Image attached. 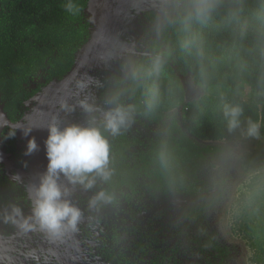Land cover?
I'll list each match as a JSON object with an SVG mask.
<instances>
[{
  "label": "trees",
  "instance_id": "1",
  "mask_svg": "<svg viewBox=\"0 0 264 264\" xmlns=\"http://www.w3.org/2000/svg\"><path fill=\"white\" fill-rule=\"evenodd\" d=\"M89 1L0 0V96L13 123L24 116L26 101L73 70L94 29ZM68 3L74 5L71 12ZM172 64L195 84L230 89L193 101L184 128L163 109L172 107L173 88L183 97ZM114 81L115 107L139 128L124 125L113 134L104 123L90 125L108 143L106 176L92 172L85 180L92 182L98 206L112 210V243L102 256L111 264H227L230 252L203 224L212 204L191 207L177 219L174 244L160 238L161 216L151 213L161 197L201 198L198 166L212 147L199 141L264 134V0H158V8L145 12L135 52L120 62ZM244 82L253 91L248 100L241 96ZM245 161L258 169L264 152ZM9 182L0 176V220L12 231L7 207L21 189ZM255 185H250L254 206L239 226L252 262L264 264V185ZM124 235L131 240L127 248L119 247Z\"/></svg>",
  "mask_w": 264,
  "mask_h": 264
},
{
  "label": "rangeland",
  "instance_id": "2",
  "mask_svg": "<svg viewBox=\"0 0 264 264\" xmlns=\"http://www.w3.org/2000/svg\"><path fill=\"white\" fill-rule=\"evenodd\" d=\"M131 1L129 0L127 4L112 5V15L115 17L117 14L120 15L115 23L112 20L108 34L95 52V62L91 68L78 77L67 93L46 99L35 118L25 122L21 127L25 131L33 130L29 137L23 136L20 131L26 148L31 137H35L39 145L38 150L29 155L33 170L31 185L34 201L36 189L47 172L45 140L48 135L47 125L53 115L57 117L61 127L72 124L88 127L92 123L105 124V113L116 109L111 92L118 66L127 55L135 52L136 37L145 12L158 8V0H133V4ZM204 1L200 0V4ZM189 32L194 33V26L190 27ZM172 65L181 81L183 97L178 98V93L173 88L170 95L172 107L171 104H166L163 109L166 110V116L175 117L177 123L184 128L186 114L193 101L205 96H220L230 89L225 86L207 88L203 84H195L190 75H184L174 64ZM77 81H82L86 86L83 89L79 88ZM65 84L54 83L49 90L63 89ZM40 96L29 105L37 104ZM241 96L245 100L253 96V91L246 82L243 83ZM61 101L66 102L70 110L62 109ZM81 101H85L93 110L90 112L85 110ZM35 106H32L31 113ZM124 125L139 128L126 117L120 126ZM199 143L212 147L206 154L205 161L198 166V178L204 188L203 194L196 200L183 195L160 198L154 207L156 213L161 214L158 222L160 238L168 244H174L176 242L174 225L177 219L191 207L204 203L212 204L206 212L203 224L209 234L230 252L227 264H254L253 251L246 236L241 233L239 225L244 218L245 210L254 206L255 200L251 197L250 185L256 184V188L264 185V162L255 169L248 167L245 161L247 156L256 151L264 152V134L245 135L232 142L199 141ZM56 179L61 191L67 190V195L63 199L69 200L81 211L76 231H68L59 237L50 236L40 228L31 211L29 215L21 217L19 223L21 225L28 220L33 227L25 230L19 225L18 241L6 239L0 229V264H104L89 253V245L99 243L101 236L105 235L103 229L108 221L107 215L95 207L92 195L84 185L72 183L62 173ZM149 214L145 213L143 216L147 219ZM129 241L128 239L124 242L125 247L129 245Z\"/></svg>",
  "mask_w": 264,
  "mask_h": 264
},
{
  "label": "clouds",
  "instance_id": "3",
  "mask_svg": "<svg viewBox=\"0 0 264 264\" xmlns=\"http://www.w3.org/2000/svg\"><path fill=\"white\" fill-rule=\"evenodd\" d=\"M73 8L72 3L66 5V10L69 12ZM77 86L83 89L86 85L82 81H77ZM81 105L89 112L93 110L85 101H81ZM60 107L70 110L64 101H61ZM236 114L237 112L233 110L232 115ZM104 120L105 127L116 134L120 125L124 123L125 113L122 109L116 108L114 111L105 113ZM18 130L26 137L31 136L33 131L32 129ZM47 133L45 140L47 172L36 189L33 216L42 230L50 236L59 237L68 231H76L81 211L69 200L63 199L67 195V190L61 191L56 178L62 173L72 183H80L85 188H90L91 181L85 184L88 174L96 172L106 176L104 170L108 163V143L97 127H84L77 124L61 127L55 115L47 125ZM15 135L16 131H12L9 138H14ZM38 148L35 137H31L28 140L25 155H31ZM14 212L17 215L20 214L18 208L14 209ZM20 226L25 230L33 227L28 220Z\"/></svg>",
  "mask_w": 264,
  "mask_h": 264
},
{
  "label": "flooded vegetation",
  "instance_id": "4",
  "mask_svg": "<svg viewBox=\"0 0 264 264\" xmlns=\"http://www.w3.org/2000/svg\"><path fill=\"white\" fill-rule=\"evenodd\" d=\"M90 1H89V3H90ZM88 8H89V6H88ZM90 20H91V17H90ZM57 83H60V82H57ZM52 84H54V83H52ZM52 84L46 86L40 93L36 94L33 98L26 101V103H25L26 112H25L24 116L15 124H18L19 122L23 121V123H22V126H23L25 124V122H30L31 120L34 119V118H32L30 120L26 119V117L33 115L35 108L37 106V104H35V103H33L32 105H29V103L31 101H33L36 97L41 95L46 90V88H48ZM114 87H115V81H114ZM114 87H113V90L111 92V96L113 94ZM1 101H2V99H1ZM2 104H4V103L2 102ZM32 106L33 107L35 106V108H34L33 112L31 113ZM4 110H5V108H4ZM9 120H10V118H9ZM7 128H9V127H7ZM7 128H5L1 134L2 152L7 157L6 158L7 162L6 163H0V176L5 175L7 177V179L10 181L9 182L10 184H14V185L18 186L21 189L20 190L21 194H18V196H16L15 200H12V203H13L12 206L9 205L7 207V209L11 212V218L13 221L12 222L13 223V230L9 231L8 229L5 228L6 227L5 224H7L6 220H0V229L3 233V236L6 239L18 241L20 239V237H19V225H20L19 219L23 216L29 215L31 213V211H33V207H34V199L32 198L33 188L31 185V183L33 181V177H32L33 176V170H32V166H31V164H32L31 158L29 157V155H25L26 145H25L24 141L21 139L20 130H13L12 129L13 131H16V135L14 138H8V137H6V135H4V131ZM13 141L16 142V145H15L16 148L14 150H12L11 152H8L7 147L12 148L13 146H11V145H12ZM10 174L12 176H14L16 180L13 181L9 176ZM86 189L91 193L92 199H93V201H95V203H94L95 207L97 209H99L101 212H104L108 218V221H107V223H105V227L103 229V233L105 235L101 236V240L99 243H95L94 245H92V244L89 245V253L93 257L100 259L104 264H111V262L109 260H107L106 258H104L102 255L106 251L107 247H109L112 243L111 232H110V219H111V215H112V212H111L112 210L110 208H107V207H105V208L101 207L100 208L97 204L96 197H95V194L93 193L92 189L91 188H86ZM16 208H18L20 210L19 215H17L14 212V209H16ZM156 212H157L156 210H153V212L151 214H156V215L161 216V214H159V213L157 214ZM146 213H148V212H146ZM149 216H150V214H149ZM143 218L145 219L144 216H143ZM128 239L129 238L126 237L125 235L122 236L123 243L121 242L119 247L127 248L130 245L131 240L129 239L130 241H129V245L127 247L124 246V242Z\"/></svg>",
  "mask_w": 264,
  "mask_h": 264
},
{
  "label": "water",
  "instance_id": "5",
  "mask_svg": "<svg viewBox=\"0 0 264 264\" xmlns=\"http://www.w3.org/2000/svg\"><path fill=\"white\" fill-rule=\"evenodd\" d=\"M109 0H91L89 3V8L87 10V13L91 17V22L94 24V29L92 36L86 46L83 48L82 52L79 55V58L76 62V65L74 66L71 73L63 80L62 82H65V86L63 89L51 91L50 86L46 88V90L41 94L37 106L35 108V111L32 116L26 117L27 120H30L32 118H35L37 115L40 107L42 106L43 102L52 97H56L59 95H63L67 93L72 85L76 82L78 77L86 70L91 68V66L95 62V52L97 48L99 47L100 43L104 39V37L108 34L112 22V10L115 3L118 4H127L124 0H110V3H108ZM130 5V2L128 3ZM112 7V10H111ZM61 83V82H60ZM23 121L19 122L18 124H15L9 120L7 117V114L4 110V104H2L1 97H0V151H2V131L9 127L13 130L21 129ZM0 154H2L0 152ZM6 157V156H5ZM7 161L0 157V163H6ZM10 178L14 181L16 180L14 176L11 174L9 175Z\"/></svg>",
  "mask_w": 264,
  "mask_h": 264
},
{
  "label": "bare ground",
  "instance_id": "6",
  "mask_svg": "<svg viewBox=\"0 0 264 264\" xmlns=\"http://www.w3.org/2000/svg\"><path fill=\"white\" fill-rule=\"evenodd\" d=\"M126 1H127V0H126ZM128 1H129V0H128ZM128 1H127V2H128ZM108 3H110V0L108 1ZM140 3H141V2H140ZM131 4H133V0L131 1ZM111 10H112V7H111ZM119 15H120V14H117L116 17H115V15H114V16L112 15V19H113V22H114V23H115V20L117 19V17H119ZM0 152L2 153V154H0V157L6 160L7 157H5V155H4V153H3L2 151H0Z\"/></svg>",
  "mask_w": 264,
  "mask_h": 264
}]
</instances>
